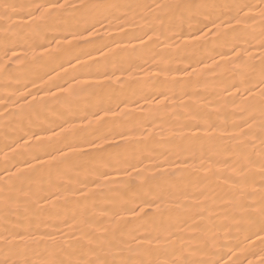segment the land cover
I'll list each match as a JSON object with an SVG mask.
<instances>
[{
  "label": "snow or ice",
  "instance_id": "1",
  "mask_svg": "<svg viewBox=\"0 0 264 264\" xmlns=\"http://www.w3.org/2000/svg\"><path fill=\"white\" fill-rule=\"evenodd\" d=\"M58 60L0 99V264H264V0H0V75Z\"/></svg>",
  "mask_w": 264,
  "mask_h": 264
},
{
  "label": "bare ground",
  "instance_id": "2",
  "mask_svg": "<svg viewBox=\"0 0 264 264\" xmlns=\"http://www.w3.org/2000/svg\"><path fill=\"white\" fill-rule=\"evenodd\" d=\"M15 3H37L40 2V0H14ZM61 2H64V0H61ZM72 3H79L81 0H70ZM14 20L20 22L23 20H27V17H13ZM86 35V34H84ZM59 39V37H57ZM53 44H55V41H53ZM84 49H88L91 47V45H83ZM16 51H20V49H17ZM39 51V50H37ZM93 56H95V53H92ZM62 60L68 59L67 56H63L61 58ZM82 60L86 59V57H81ZM61 61H56L54 63L50 64H24L23 66L21 64H15L13 65V73L11 78H7L3 75H0V99H2L5 95H8L11 92L19 91L23 92L24 87L23 85L27 83L28 81H33L36 85H39L41 81L39 79H36L37 76H43L44 80H48L49 77L56 78L58 75H62L64 71H68L69 75L73 74L71 67L69 64L64 63L62 67H57L56 65L60 63ZM72 64H75V61H72ZM47 73V75H43L44 73ZM19 78V84H17L16 78ZM80 80L86 79V77L80 76L78 77ZM72 81H69L71 83ZM8 84V87H5V84ZM66 86V85H65ZM28 88H32V83H27ZM55 90V89H54ZM212 97L210 96L209 99ZM8 107H11V105H7ZM0 111H3L2 108H0ZM151 127V125H149ZM5 129L3 126H0V140L3 139L5 136ZM159 138V137H158ZM255 179H259V177H255Z\"/></svg>",
  "mask_w": 264,
  "mask_h": 264
}]
</instances>
